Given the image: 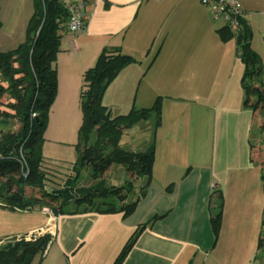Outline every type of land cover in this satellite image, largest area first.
<instances>
[{"label":"crops","instance_id":"0c3cea01","mask_svg":"<svg viewBox=\"0 0 264 264\" xmlns=\"http://www.w3.org/2000/svg\"><path fill=\"white\" fill-rule=\"evenodd\" d=\"M84 1V28L61 34L42 156L60 170L75 161L82 75L103 47L116 46L137 61L124 66L103 92L111 115L149 107L162 97L158 128L153 124L136 139L130 133L139 122L119 140L124 150L143 151L154 135L152 181L126 217L92 211L55 216L45 207L0 205V242L47 232L51 240L36 264H112L135 228L154 216L122 264H262L257 245L263 170L252 158L260 110L243 107L235 39L220 38L222 25L199 0ZM237 2L248 28H262L264 0ZM24 38L20 34L15 45ZM250 44L260 54L253 38ZM164 89L171 94L160 95ZM113 168L107 181L122 183L124 169L113 174ZM219 193L221 224L213 242L209 216Z\"/></svg>","mask_w":264,"mask_h":264},{"label":"trees","instance_id":"16d2710c","mask_svg":"<svg viewBox=\"0 0 264 264\" xmlns=\"http://www.w3.org/2000/svg\"><path fill=\"white\" fill-rule=\"evenodd\" d=\"M65 21L66 12L58 0H33L24 40L13 49L0 52V122L7 125L13 118L19 124L15 131L0 132V205L8 210L46 207L55 216L92 211L122 213L126 217L134 211L152 181L155 142L153 135L145 150L129 151L119 146V140L124 129L145 120L150 113H154L156 130L161 123L162 97H156L149 107H132L124 115L112 116L102 103L103 92L124 66L137 60L119 47H103L94 64L82 75L77 157L66 168L63 180L56 183L60 169L45 163L42 146L48 113L57 92L55 60L61 34L66 30ZM242 23L235 44L236 55L243 65L240 78L243 107L264 110L262 59L251 47V30L244 20ZM218 32L222 40L233 38L224 25ZM3 96L9 98L5 103ZM260 130H264V119ZM113 164L124 169L125 178L120 184L106 182L107 171ZM84 176L92 184L81 185ZM261 179L264 192L263 171ZM135 180L140 183L136 185ZM222 206L219 193L209 216L213 242L220 229ZM155 218L152 216L135 228L112 264H122L139 234ZM262 227L259 250L264 248V218ZM50 240L49 233L28 239L9 238L0 244V264H36Z\"/></svg>","mask_w":264,"mask_h":264},{"label":"rangeland","instance_id":"374dc122","mask_svg":"<svg viewBox=\"0 0 264 264\" xmlns=\"http://www.w3.org/2000/svg\"><path fill=\"white\" fill-rule=\"evenodd\" d=\"M33 8V0H0V21H1V27H0V52H6L8 50L13 49L18 42L17 38L20 34L25 36L26 31V25L28 22V19L30 17V14L32 12ZM215 24L218 26L223 25L222 21L215 20ZM251 39L253 38L254 44L257 46L258 50H260V56L262 59V65L264 70V42L262 41L261 36V25L259 24L258 29L256 27H252L251 31ZM239 67L241 66V62L238 61ZM262 80L264 82V74H262ZM165 93H159L162 94H171V91H167V89H164ZM169 92V93H168ZM9 100L8 96H3L2 101L3 103L7 102ZM150 106V105H149ZM264 119V110H260V125ZM154 113H150L148 118L141 121L140 125L137 126L132 130L130 133L131 136H137L144 135L147 131H150V128H152L154 124ZM19 128V124L16 121V119L10 118L7 125H2L0 122V132L4 130H17ZM253 147H252V158L261 165L263 173H264V130H259L255 132V135L253 136ZM138 139V138H136ZM52 166V165H51ZM113 174H119L118 169L121 167L119 164H113ZM67 173V169L60 170V172L57 174L58 178L55 177L54 181L58 183L59 181L63 180V176ZM109 184L110 183L107 181ZM117 182V181H116ZM134 183L137 185L140 182L138 180H135ZM81 185H90L92 184V181L88 179L86 176L82 178L80 181ZM217 204V202H216ZM215 204V205H216ZM46 212L50 214L49 208H46ZM212 212V209L210 210V213ZM21 219L24 218V216H20ZM47 233V232H46ZM51 235V234H50ZM52 236V235H51ZM30 238V236H26V239ZM5 239L3 242H6ZM42 255V254H41ZM258 257L260 259V262L264 263V248L259 250Z\"/></svg>","mask_w":264,"mask_h":264},{"label":"built area","instance_id":"2783aa9c","mask_svg":"<svg viewBox=\"0 0 264 264\" xmlns=\"http://www.w3.org/2000/svg\"><path fill=\"white\" fill-rule=\"evenodd\" d=\"M212 14L213 20L222 21L230 35L236 39L242 32V12L237 0H199ZM66 12V31L78 33L85 24L84 0H58ZM262 41L264 42V22L261 28ZM50 211V210H49ZM52 214V212H49ZM53 215V214H52ZM45 252V251H44ZM42 253V255L44 254Z\"/></svg>","mask_w":264,"mask_h":264}]
</instances>
